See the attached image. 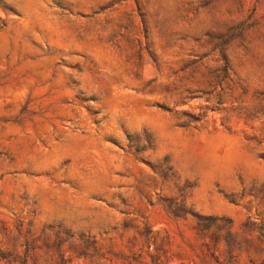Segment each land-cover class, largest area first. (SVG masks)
<instances>
[{
  "label": "rangeland",
  "instance_id": "1",
  "mask_svg": "<svg viewBox=\"0 0 264 264\" xmlns=\"http://www.w3.org/2000/svg\"><path fill=\"white\" fill-rule=\"evenodd\" d=\"M0 264H264V0H0Z\"/></svg>",
  "mask_w": 264,
  "mask_h": 264
}]
</instances>
